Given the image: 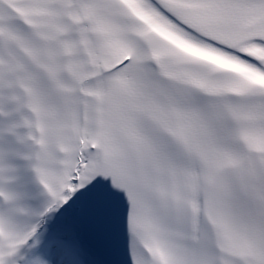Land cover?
<instances>
[{"label": "snow or ice", "instance_id": "snow-or-ice-1", "mask_svg": "<svg viewBox=\"0 0 264 264\" xmlns=\"http://www.w3.org/2000/svg\"><path fill=\"white\" fill-rule=\"evenodd\" d=\"M0 264H264V0H0Z\"/></svg>", "mask_w": 264, "mask_h": 264}]
</instances>
